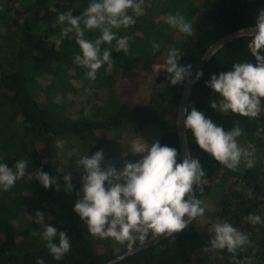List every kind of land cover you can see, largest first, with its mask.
<instances>
[{"label":"trees","instance_id":"obj_1","mask_svg":"<svg viewBox=\"0 0 264 264\" xmlns=\"http://www.w3.org/2000/svg\"><path fill=\"white\" fill-rule=\"evenodd\" d=\"M89 2L0 0V29H3L0 31V163H6L14 170L16 161L22 158L28 161L25 177L10 191L0 190V264H36L38 258L44 264H104L115 256L112 252L94 251L86 236L87 225L73 211L76 200L82 196L78 194L83 174L58 170V140L68 139L82 152L95 153L101 142L121 139L126 130L136 135L144 127L155 125L162 129L158 142L176 148L181 159L175 119L186 80L170 85V74L164 70L153 80L149 99L143 104L132 100L122 103L115 98L113 112L108 114L102 112L100 104H95L88 113L82 108L72 112L66 107L73 106L78 95L71 80L87 83V69L74 62V55L81 54L75 34H70L72 39L62 37L60 31L66 25L57 24V16L68 10L78 16ZM160 2L161 6L166 4L162 12L173 4V9L192 17L193 36L172 31L165 21L162 25L152 18L144 21L141 12L134 17L133 26L113 29L117 37H132L127 42L128 52L115 51L116 41L112 42L114 66L105 64L96 72L93 84L88 86L93 93L97 89L120 88L131 79L136 86L138 73L132 70L133 66L150 70L155 63H165L163 55L166 56L170 48L180 50L181 65L191 64L193 68L211 43L242 27L254 26L256 13L264 8V0ZM129 15H133L132 10ZM197 15L199 18L196 19ZM99 35V30L86 31L85 38L95 40ZM249 41L248 36L236 38L212 56L192 89L187 108L203 111L225 130H231L239 121L243 134L237 139L245 138L256 148L257 159L252 171L240 169V165L233 171L220 164L196 146L191 132L186 129L190 156L199 159L205 172L201 184L194 188L196 198L205 209L204 215L196 217L174 237L163 239L115 264H234L233 254L226 249L211 250L210 241L214 238L211 228L223 221L244 232L251 242L250 247L237 249L236 258L243 264H249V261L250 264H264V223L253 225L245 219L252 214L260 215L264 220L260 213L264 204V173L258 171L264 159V110L254 119L230 111L221 113L209 106L213 91L206 87L212 74L230 71L235 63L255 62L247 48ZM153 44H159L160 50L153 52ZM107 47L109 45H102V49ZM69 96L70 100L64 102ZM57 100L59 103L55 102ZM36 169L51 174L59 190L56 185L45 189L39 181L29 180L27 173ZM244 171L251 175L248 182L255 186L252 196L236 189ZM65 175L72 177L71 192L64 190ZM216 188L220 189V195L212 201L210 197ZM37 211L44 213L45 223L65 231L71 240V249L61 260L53 258L40 236L32 235L33 231H42V225L34 223ZM198 220H204L205 224L200 226ZM139 241L136 239L133 244ZM205 247L210 250L204 251ZM127 248L124 244L122 251Z\"/></svg>","mask_w":264,"mask_h":264},{"label":"clouds","instance_id":"obj_2","mask_svg":"<svg viewBox=\"0 0 264 264\" xmlns=\"http://www.w3.org/2000/svg\"><path fill=\"white\" fill-rule=\"evenodd\" d=\"M143 0H90L85 10L73 16L71 10L58 14L57 24L66 25L60 31L62 37L72 39L80 49L74 55V62L87 69L86 75L95 80L96 72L105 64L114 66L111 45L116 41L115 51L128 52L130 36L117 37L113 29H127L135 24V16L142 12ZM132 10L133 15H129ZM165 22L186 36H193V23L180 12L169 13ZM99 30L95 40L85 38L86 31ZM3 31V29H0ZM239 35L250 37L247 44L255 62H242L232 65V70L212 74L206 87L219 94L220 100L211 101L209 106L221 112H232L243 117L256 118L264 110V8L255 16L252 29L240 30ZM107 44L109 47L103 48ZM153 52L160 50L153 44ZM180 50L170 48L162 70L170 74L169 84L177 85L191 76L192 65H181ZM160 69V70H161ZM158 72V71H157ZM203 75L196 73L198 80ZM59 103V100L55 101ZM183 112V126L191 132L196 146L212 156L217 162L233 171L242 160L251 167L256 148L242 149L238 137L243 134L239 121L231 130H225L206 117L203 111L192 107ZM259 134V130L258 133ZM149 145V144H148ZM142 158L136 162H125L117 169L113 164L102 167L103 149L91 156H82L77 166H82L81 198L74 204L73 211L87 225V232L100 238H112L118 243H128L131 248L136 239L145 241L149 233L154 239L174 237L185 230L205 209L196 198L194 188L202 182L205 172L199 159L189 154L179 159L176 148L153 142L142 150ZM179 159V162H178ZM28 161L15 162L14 170L6 163H0V190L10 191L18 180L26 175ZM29 180L39 181L43 188L59 185L51 174L36 169L27 173ZM71 175H65L64 190L71 192ZM203 192V188L200 189ZM245 219L253 224H262L260 215H248ZM34 223L42 225V231H33L40 236L55 260H61L71 249V240L65 231H58L45 223L43 212L35 213ZM214 238L210 241L211 250L226 249L233 254L234 264H243L235 256L237 249L251 246L249 237L227 221L213 226ZM136 234V235H134ZM58 241V242H57ZM173 241L174 240H170ZM204 251L210 249L205 247ZM36 264H44L37 259ZM250 264V261H249Z\"/></svg>","mask_w":264,"mask_h":264},{"label":"rangeland","instance_id":"obj_3","mask_svg":"<svg viewBox=\"0 0 264 264\" xmlns=\"http://www.w3.org/2000/svg\"><path fill=\"white\" fill-rule=\"evenodd\" d=\"M160 1L162 0H143L142 15L144 21H149L152 18L155 21H159L160 25H162V22L165 21V17L169 13L175 14L176 12H180L179 10L173 9V4L167 6V9H163L164 12H162V8H164L163 6H165L166 4H163V6H161ZM180 13L183 14L188 21H190V19L192 18L188 17L187 13H183L182 11ZM195 17L196 19L199 18L198 15ZM171 30L178 32L177 29H174L172 27ZM166 56L163 55L164 58H166ZM162 66H165V63H155L150 70L144 69L142 66H133L132 70L138 73V83L136 84V86L134 83L135 81L131 79L130 81L126 80L122 84V86H120V88L111 87L107 91L97 89L94 93L91 88L88 87L89 85L93 84V81L89 79L86 74L85 75L87 83H85L83 80L72 79V84L78 89V95L75 97L74 105L71 107H66L69 108L72 112L77 111L78 108H82L85 113H88L95 104H100L99 106L103 108L102 112L104 114H108L113 112L115 98L122 103H128L132 100L137 104H143L148 101L151 93V84L162 71ZM220 99L221 98L219 94L212 92L211 101L219 102ZM69 100L70 96L69 98H64V102H68ZM161 134L162 129L160 127L149 125L144 127V129L139 134L133 135L126 130L125 132H123L121 139H109L101 142L99 144L98 150L103 149L104 161L102 162V167H105L108 164H113L117 169H120L123 167L126 161H138L142 158V150L151 145L153 142H157ZM238 143L240 147L245 150H250L252 147V144L242 137L238 139ZM56 154L57 168L59 171L78 172L83 174L82 166L78 167L77 161L84 155L91 156L94 153H84L78 147V145L72 143L68 139H60L56 142ZM256 159L257 156L256 154H254V163L251 167H248L247 163L242 160L240 163V169H242L243 167L248 169L249 171H252L253 166L256 164ZM261 163L262 165L258 168V171L262 174L264 173V159L261 160ZM251 178V175L247 174L246 171L241 172V181H239V183L241 184H238L236 186V189L243 190L248 196H252V189L255 188V186L252 183L248 182ZM242 183H246L247 186H243ZM219 195L220 189L216 188L211 194L210 199L214 201L219 197ZM262 196H264V194H262ZM260 213H262L264 216V204L260 207ZM198 224L200 226H203L205 224V221L198 220ZM211 230H213V228H211ZM86 236L90 239L94 251L97 253L109 254L112 252L116 255L122 251V247L124 244L128 245L127 242L121 244L112 238L90 236L88 233H86Z\"/></svg>","mask_w":264,"mask_h":264},{"label":"water","instance_id":"obj_4","mask_svg":"<svg viewBox=\"0 0 264 264\" xmlns=\"http://www.w3.org/2000/svg\"><path fill=\"white\" fill-rule=\"evenodd\" d=\"M253 27L254 26L242 27L240 29H237L233 32H230V33L224 35L223 37H221V38L217 39L216 41H214L213 43H211L206 48V50L203 52V54L201 55L199 60L196 62L194 67L192 68L191 76L186 79L184 87L181 91V96H180L177 114H176V119H175V131H176V134L178 137L181 159H183L188 154L190 155L188 142H187L186 129L184 128L183 122H182L183 121L182 110L187 108V103H188V100L190 98L192 89H193L195 83L197 82L196 73L198 71L202 72L203 69L205 68L206 64L212 58V56L216 52H218L225 44L231 42L232 40H234L236 38L242 37L241 35H239L240 30L248 31V30L252 29ZM194 220L195 219H193L192 221H194ZM163 239H165V238L162 236L160 238L154 239L153 236L150 235L145 241H139V242L133 244L131 248L128 247L126 250L120 252L119 254H116L114 257L110 258L104 264H115L116 262L122 260L123 258H125L129 255H132V254H134L140 250L146 249V248L150 247L151 245H154V244L160 242Z\"/></svg>","mask_w":264,"mask_h":264}]
</instances>
